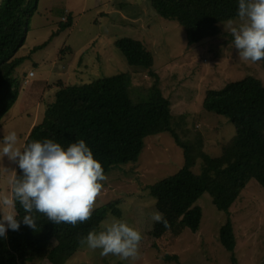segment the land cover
Instances as JSON below:
<instances>
[{
	"label": "rangeland",
	"instance_id": "rangeland-1",
	"mask_svg": "<svg viewBox=\"0 0 264 264\" xmlns=\"http://www.w3.org/2000/svg\"><path fill=\"white\" fill-rule=\"evenodd\" d=\"M29 2L35 3L36 8L26 26L25 42L16 53V57L24 59L9 79L18 100L0 120V150L3 137L11 131L17 133V146H25L32 123L34 126L44 119L61 84H82L126 74L135 102L149 99L150 88L157 79L173 103V126L177 132L190 140L200 137L204 151L219 156L222 145L236 134V128L226 115L204 108L206 92L222 90L249 75L264 83L263 62L240 59L233 36L224 29L229 20L220 23L218 36L189 44L185 28L176 20L160 16L151 0ZM70 13L73 25L59 30ZM122 37L141 40L153 53L151 69L127 61L116 45ZM45 42V46L38 47ZM24 94L35 98L36 103L24 108L20 103ZM184 163V150L169 131L147 136L137 161L114 164L105 173L108 179L103 182L96 208L117 202L121 215L110 212L98 226L80 228L69 245L51 239L21 261L18 252L19 264H52L51 259L58 255L65 257L64 264H177L165 259L172 254L182 264H232L231 252L220 238L221 227L228 219L236 239L237 264H264V187L251 179L228 211L218 209L205 192L186 213L177 215L169 198L152 195L150 186L176 173ZM192 170L201 172L200 161ZM18 171V165L7 156L0 158V193H10L9 179ZM157 211L168 220L170 229L151 220ZM113 219L125 221L141 232L137 260L102 256L100 249L92 250L79 242L90 231H101L102 225ZM0 242L5 253L17 248L11 247L10 239L0 237Z\"/></svg>",
	"mask_w": 264,
	"mask_h": 264
},
{
	"label": "trees",
	"instance_id": "trees-1",
	"mask_svg": "<svg viewBox=\"0 0 264 264\" xmlns=\"http://www.w3.org/2000/svg\"><path fill=\"white\" fill-rule=\"evenodd\" d=\"M238 3L239 0H151L160 16L176 20L185 28L189 44L218 36L221 22L238 17ZM35 8L36 4L29 0H0V120L18 100L9 79L24 59L16 57V53L25 42V28ZM73 23L70 13L60 23L59 30ZM116 45L131 65L152 68L154 55L141 40L122 37L116 40ZM130 89L126 74L82 84H61L54 101L47 106L44 119L26 136L25 145L51 139L66 149L84 140L106 173L114 164L137 161L147 136L169 131L183 148L185 163L173 175L153 183L150 193L168 197L177 215L186 213L205 192L211 195L218 209L228 211L251 179L255 178L264 187V83L261 79L249 75L222 90L206 92L204 108L226 115L236 128V134L222 145L219 156L204 151L200 137L190 140L177 132L173 126V103L164 95L157 79L147 101L135 102ZM198 161L200 173L192 170ZM21 174L19 169L17 175ZM17 211L20 228L8 229L6 238L10 239L11 247L17 248L6 254L0 242V264H19L18 252L21 261L51 239L63 246L69 245L80 228L98 226L110 212L121 215L117 202L94 209L88 221L76 226L54 224L45 215L34 212L37 223L34 231L22 223L25 212L18 202ZM220 238L231 252V263L237 264L236 239L230 219L221 227ZM165 259L182 264L176 254L166 255ZM65 261L63 255L51 259L52 264Z\"/></svg>",
	"mask_w": 264,
	"mask_h": 264
},
{
	"label": "clouds",
	"instance_id": "clouds-1",
	"mask_svg": "<svg viewBox=\"0 0 264 264\" xmlns=\"http://www.w3.org/2000/svg\"><path fill=\"white\" fill-rule=\"evenodd\" d=\"M224 29L233 36L241 60H264V0H239L238 19L229 20ZM17 141V133L9 132L3 137L0 150V158L7 156L22 173L9 179L10 193H0V237L7 238L8 229L20 228L17 202L25 212L22 223L34 231V212L45 215L54 224L76 226L88 221L108 177L85 141L72 143L66 149L51 139L27 143L22 149ZM151 220L162 223L166 229L171 227L159 211L152 214ZM142 239L139 230L113 219L102 225L101 231H90L79 242L92 250L100 249L102 256L137 260Z\"/></svg>",
	"mask_w": 264,
	"mask_h": 264
},
{
	"label": "crops",
	"instance_id": "crops-1",
	"mask_svg": "<svg viewBox=\"0 0 264 264\" xmlns=\"http://www.w3.org/2000/svg\"><path fill=\"white\" fill-rule=\"evenodd\" d=\"M42 92H44V88L42 89ZM34 102V104L36 103V99L35 98H31L30 95L28 94H24L21 98V105L26 108L27 106H31L32 103ZM33 127V123L31 125V128ZM31 130V129H30Z\"/></svg>",
	"mask_w": 264,
	"mask_h": 264
},
{
	"label": "built area",
	"instance_id": "built-area-1",
	"mask_svg": "<svg viewBox=\"0 0 264 264\" xmlns=\"http://www.w3.org/2000/svg\"><path fill=\"white\" fill-rule=\"evenodd\" d=\"M29 74H30V76H33L34 75V72L33 71H30Z\"/></svg>",
	"mask_w": 264,
	"mask_h": 264
},
{
	"label": "water",
	"instance_id": "water-1",
	"mask_svg": "<svg viewBox=\"0 0 264 264\" xmlns=\"http://www.w3.org/2000/svg\"><path fill=\"white\" fill-rule=\"evenodd\" d=\"M26 29V28H25Z\"/></svg>",
	"mask_w": 264,
	"mask_h": 264
}]
</instances>
